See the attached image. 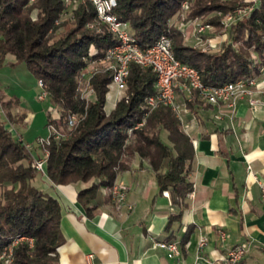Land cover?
<instances>
[{"label":"trees","instance_id":"trees-1","mask_svg":"<svg viewBox=\"0 0 264 264\" xmlns=\"http://www.w3.org/2000/svg\"><path fill=\"white\" fill-rule=\"evenodd\" d=\"M116 1L114 15L128 23L131 36L142 47L152 45L162 35L169 36L175 57L195 67L206 85L219 86L255 76L264 64V0H257L249 15L230 26L226 43L216 51L188 47L177 39L181 32L171 20L183 0ZM192 1L190 16L208 10L224 15L242 4V0L232 5L220 0H197L192 8ZM63 11V0H0V67L7 64L8 54L15 58L11 65L26 64L42 82L50 102L60 109V119L54 121L57 127L68 125L69 117L76 115L65 136H50L45 144L46 175L54 185L92 180L77 195L91 216L109 200L102 190L110 189L117 176L138 157L153 173L159 192L168 191L171 203L179 209L169 216L168 230L180 219L192 190L191 139L168 106L158 104L143 120L145 99L156 92V76L150 67L129 65L125 97L108 114L103 105L111 70L93 75L91 85L96 99L90 103L82 99L77 93V77L87 65L86 59L103 57L117 39L98 20L91 1L78 0L72 18L55 23ZM219 18L211 22L221 25ZM196 97L195 92L187 96L189 107L197 102ZM14 103L18 100L0 101V107L12 108ZM26 144L0 118V251L14 237H30L31 246L25 240L13 246L11 264H59L57 248L64 240L61 206L56 198L33 185L38 172Z\"/></svg>","mask_w":264,"mask_h":264},{"label":"crops","instance_id":"crops-1","mask_svg":"<svg viewBox=\"0 0 264 264\" xmlns=\"http://www.w3.org/2000/svg\"><path fill=\"white\" fill-rule=\"evenodd\" d=\"M14 62L8 54L3 66L16 72L20 65H11ZM28 75H12L14 88L0 87L5 98L18 100L10 108L11 118L1 107L0 118L13 135L31 143L33 158H38L42 153L36 141L46 135L48 103L38 100L41 89ZM186 98V93L177 92L179 120L194 150L192 190L180 219L168 230L169 216L179 209L169 192H159L153 173L138 157L115 181L125 187L126 202L117 205L109 199L91 216L77 195L92 181L54 185L44 164V172H38L32 183L60 203L64 240L57 248L59 264H229L227 250L238 245L244 246L245 254L235 264H264V104L251 107L241 98L231 111L196 97L191 108ZM260 99L264 101V96ZM220 231L227 234L223 241ZM200 237L206 239L202 248ZM163 241H175L179 255L168 258L156 245Z\"/></svg>","mask_w":264,"mask_h":264},{"label":"built area","instance_id":"built-area-1","mask_svg":"<svg viewBox=\"0 0 264 264\" xmlns=\"http://www.w3.org/2000/svg\"><path fill=\"white\" fill-rule=\"evenodd\" d=\"M68 1V0H66ZM93 4L96 16L99 21L106 24L109 30L116 37L117 42L109 47L104 55V59L109 62V70H111V86L115 88V96L125 97L124 89L126 88V77L130 64L138 65L142 68L150 67L156 76L155 89L156 92L145 99L146 112L144 118L149 111L154 109L158 104L168 106L179 119V113L182 107L177 101V92L181 91L189 96L192 92L197 97L212 106H226L233 111L236 103L241 98H245L251 107L264 104L260 99V95L264 96V64L259 68L258 74L251 77H240L238 79L228 81L219 86L206 85L202 82L199 71L188 64L178 60L172 52V40L167 35H162L156 42L148 47H142L130 34L127 22L120 21L113 13L116 7V0H89ZM83 77V74H82ZM42 86V82L39 81ZM45 94L39 95V99H43ZM83 99V98H82ZM51 108L48 107L47 111ZM53 118H55L53 114ZM76 120V115L69 117L68 126L71 127ZM143 120L137 123L136 127L143 123ZM49 127H53L52 125ZM52 128V129H53ZM54 130V129H53ZM55 139L60 134L54 130L50 135ZM49 138H40L37 144L45 145L49 143ZM30 148V144H26ZM48 156L47 150H44L43 156L33 158V167L37 172H44V164ZM168 195V191H163ZM261 195L264 198V186L261 188ZM111 196L117 205L126 202V192L124 186L113 185L111 188ZM130 208V206H128ZM220 239H226L227 234L223 231L219 233ZM25 240L29 246L32 245V238L17 236L11 242L4 246L0 251V264H11L13 246ZM206 244L205 237H200L198 247L202 248ZM156 245L166 252L168 258H175L179 255V247L175 241L157 242ZM245 254V248L242 245L234 246L227 250L225 261L229 264H235L242 260Z\"/></svg>","mask_w":264,"mask_h":264},{"label":"rangeland","instance_id":"rangeland-1","mask_svg":"<svg viewBox=\"0 0 264 264\" xmlns=\"http://www.w3.org/2000/svg\"><path fill=\"white\" fill-rule=\"evenodd\" d=\"M220 1L221 3L228 2V4L231 3L232 5L233 2H239L241 0H220ZM77 2L78 0H68V1L63 0L64 11L60 17V20L56 21L55 23H59L60 21L64 19L72 18V9L74 8ZM196 2L197 0L192 1V8H194V6L196 7L195 5ZM256 4H257V0H242V4L235 7L232 11L227 12L224 15H222L220 11H215V10L209 11L208 10V12L206 11L205 13H201L199 16H190L189 15V13L191 12L190 0H183L175 16L172 18L171 24L173 25V27L180 30L181 32L179 35L180 37H178L177 39H179V42L182 45H185L188 47H196L197 49H202V50H207V51L208 50L216 51L219 48H221L223 43H226L227 30L230 28V26L232 24L237 23L240 19L249 15L255 9ZM214 17H220L219 19L221 21L220 22L221 25H215L214 23L211 22V20ZM92 49L93 48L91 47L90 52H89L90 54L93 53ZM86 61H87L86 67L80 71L77 77V93L87 103H90L96 99L95 91L91 85V79L93 75L99 72H104L105 70H109L110 65H109V62L104 59V56L101 58H94L93 60L86 59ZM18 65L20 66L19 68L16 69V72L12 70L11 66H3V67L1 66L0 67V78L2 79V81L0 82L5 81L4 83H1L0 85L1 88L5 87L4 86L5 84L6 85L10 84V87L14 88L12 84L13 82L11 79L12 75L15 77H19V76L25 77L24 75H27V77H30L28 75L29 72L27 71L26 64L18 63ZM82 74H83V77H82ZM36 80H37V84L39 88L41 89V92L38 94L37 98L39 97V95H42L43 93L45 94L43 99L38 98V100L48 103L47 108L48 107L51 108L48 111L46 108L47 124L54 126V128L53 127L52 128L55 131H57L58 134H60V137L65 136L66 132L70 129V127L68 125L66 126L61 125L59 127L55 125L54 121L56 122L60 119V109L57 106H54L50 102L48 95L43 90V87L39 84L40 80L39 79H36ZM21 83H24V80L21 81ZM110 86H111V80L107 84V91L105 93V102L103 105V110L106 114H108L115 107L117 101H119L122 98V97L119 98V96H114L115 88H110ZM126 88H127V85H126ZM126 88L124 89V94H126ZM33 92H35V88H33ZM9 99H16V98H9ZM9 99L5 98V96L2 93H0V101L2 102L8 101ZM1 109L5 115L7 111H10L9 107L4 108L3 106L1 107ZM53 114L55 118H53ZM9 118L11 117L9 116ZM47 124L46 126H43L44 130L46 131V135L43 138L50 137V135L54 132V130L51 127L48 128ZM47 129L49 130V132ZM163 139L166 140L165 132H163ZM36 144H37V141H36ZM44 146L45 145L37 144V148L40 149L42 156L44 154V150H46ZM32 148L33 146L30 145L29 149H30L31 156L33 157ZM145 165L148 168L147 164ZM113 185L123 186L122 184L116 183V182H114ZM111 188L102 190V193L103 195H106V196L109 195V199L111 203L116 204L114 199H112V196H111ZM0 191H1V188H0Z\"/></svg>","mask_w":264,"mask_h":264}]
</instances>
